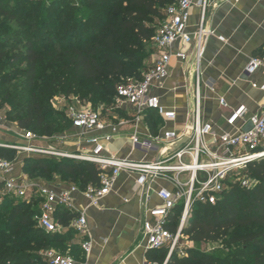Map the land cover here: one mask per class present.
<instances>
[{
  "label": "trees",
  "instance_id": "1",
  "mask_svg": "<svg viewBox=\"0 0 264 264\" xmlns=\"http://www.w3.org/2000/svg\"><path fill=\"white\" fill-rule=\"evenodd\" d=\"M177 1L81 0L72 11L55 16L57 0H0V110L20 129L43 136L72 128L66 111L51 105L60 93L77 94L81 104L112 105L111 112L127 117L115 106L117 86L125 79H143L165 9ZM58 21L61 27L52 29ZM42 38L45 43H39ZM144 120L153 136L161 132L163 119L157 112L146 111ZM10 153L0 147V157L17 161ZM22 162L23 173L31 179L50 183L59 176L81 188L100 185L101 170L92 162L46 157H25ZM247 174L259 180L256 188L230 184L216 204H195L182 230L197 244L229 242L240 249L231 256L193 249L181 255L175 250L166 264H264V158L252 163ZM40 210L38 198L2 199L0 264H48L43 251L66 254L75 248L68 226L76 214L59 207L56 218L68 231L49 233L38 225ZM181 214L179 206L170 216L167 228L173 233ZM255 228L260 230L251 231ZM240 230L245 233L239 234ZM168 252V248L149 250L147 259L163 264Z\"/></svg>",
  "mask_w": 264,
  "mask_h": 264
},
{
  "label": "built area",
  "instance_id": "2",
  "mask_svg": "<svg viewBox=\"0 0 264 264\" xmlns=\"http://www.w3.org/2000/svg\"><path fill=\"white\" fill-rule=\"evenodd\" d=\"M196 0H178L165 9V18L159 25L153 43L158 53L154 65L149 68L142 80H128L117 86V98L123 107H128L137 122L141 121L146 111L157 112L163 120H175L176 113L166 109L158 96L152 94L154 86L168 76L173 57L183 61L188 55L184 50H175V43L184 45L195 42L198 54L205 37L211 33L206 24V13L211 0L200 4V23L195 31L189 30L192 9ZM215 5V4H214ZM262 70L263 80L257 84L264 95V55L250 58L246 71L252 75ZM195 92L192 99L193 118L190 123L192 133L188 141L179 147L174 144L184 132L164 129L158 135H151L152 143L141 142L137 132L132 135L135 145L145 148L155 147L156 157L152 160H134L118 157L110 148L113 137L119 133V127L125 123H111L102 118L89 104H67L65 111L77 131L78 151L69 152L55 147H41L30 142L36 134L23 130V136L29 143L24 146L4 144L7 148H19L28 154L37 156L70 158L92 162L100 170V185H88L81 188L71 183L57 188L49 183H41L28 176L16 174V161L0 157V200L5 196L25 199H40V214L36 217L38 225L49 233H57L67 228L56 218L58 208H64L76 214L70 221L72 229L82 237L79 240L84 253L89 254L92 240L88 237L87 207L77 206L75 196L83 195L88 206H98L107 195L122 171L137 176L139 193L145 205L150 204L152 185L156 180H164L170 187H162L156 195L160 203L148 208L149 214L142 220L146 249L159 250L168 248V257L179 250L182 232L195 204H216L232 183H239L243 188L252 190L260 182L247 174L249 166L264 158V98L256 112L250 113L246 106L233 109L226 118V129L218 131L211 122L201 119L202 97L200 93L199 67H194ZM222 106H228L224 98ZM5 116L0 110V127ZM251 124L249 130H245ZM182 208L180 224L176 233L167 228L170 216L177 207ZM48 264H77L70 254H62L54 249L42 252ZM168 259V258H167ZM167 259L163 264L167 263ZM145 264H159L147 261Z\"/></svg>",
  "mask_w": 264,
  "mask_h": 264
},
{
  "label": "crops",
  "instance_id": "3",
  "mask_svg": "<svg viewBox=\"0 0 264 264\" xmlns=\"http://www.w3.org/2000/svg\"><path fill=\"white\" fill-rule=\"evenodd\" d=\"M196 1L190 18V31H195L200 23V4L203 0ZM206 24L211 33L205 37L199 54L195 42L189 45L181 41L175 43L173 48L184 50L188 58L183 61L173 57L168 76L151 91L160 98L166 109L176 113L175 120H163L160 131L169 129L186 133L190 129L196 63L199 67L202 97L201 119L213 123L218 131L227 128L225 120L233 109L246 106L253 113L263 101L264 95L257 86L263 80L262 70L250 75L246 66L251 57L264 55V0H211ZM152 48L153 54L147 61V70L154 65L158 53L154 43ZM221 98L226 100L228 106L220 104ZM76 105L80 106L77 102ZM123 110L127 112V117L117 115L116 120L104 118L111 123L125 121L111 141V150L120 158L154 159L157 155L155 147L135 145L132 140V135L137 132L141 142L152 143V134L144 117L137 122L128 107H123ZM1 127L7 128L5 125ZM71 130L73 140L69 142L70 147L59 150L78 151L77 131L73 128ZM16 174L27 176L23 173L22 160L16 161ZM34 180L48 183L40 178ZM136 180L135 174L122 171L98 206H88L83 195L75 196L78 207H87L88 237L92 240L91 252L86 254L79 243L82 237L73 232L72 244L75 248L72 250L74 253L70 254L77 260V264H145L148 261L142 220L149 215V206L160 203L156 192L162 187H170V184L156 180L152 185L151 202L145 205ZM49 184L63 188L71 183L56 180ZM179 253L185 255L186 251L179 249Z\"/></svg>",
  "mask_w": 264,
  "mask_h": 264
},
{
  "label": "rangeland",
  "instance_id": "4",
  "mask_svg": "<svg viewBox=\"0 0 264 264\" xmlns=\"http://www.w3.org/2000/svg\"><path fill=\"white\" fill-rule=\"evenodd\" d=\"M36 1V0H34ZM81 0H57V3L55 4L56 12L55 16L66 14V12L72 11L73 5H81ZM71 5V6H70ZM62 17V16H61ZM160 24V22H159ZM61 27V22L58 21L56 23V28L52 29H59ZM76 28H80L81 26H76ZM51 29V30H52ZM66 29V28H65ZM50 30V31H51ZM46 36V35H45ZM48 36V35H47ZM39 43H45L46 38H42ZM130 79H125V81H128ZM78 95L73 93L70 96H66L64 93L58 94L56 97H54L51 101V105L56 110H63L65 111V107L67 104L75 103ZM117 103V104H116ZM115 103L116 109L123 110V106L121 103L117 100ZM89 104V103H88ZM93 107H95L96 110L101 111L105 115V117L109 120L111 117L117 116V113L111 112L110 108L111 106H107L104 103L97 102L95 105L91 103ZM91 104H89L91 106ZM2 115L5 116V120L3 122V125L7 126L0 127V147H4V144L14 145L16 147L24 146L26 143H29L30 141H27L24 138L23 130L17 129L13 121L6 119V111L4 109H1ZM55 117H58L57 115ZM15 125V126H14ZM15 129V130H14ZM36 134V133H35ZM73 132L72 130H67L59 133H55L52 136H43L36 134L35 141H32L30 143L41 146V147H55L57 149H68L70 147V140H73ZM9 150L13 151V153H10L12 158L15 160H22L25 157H46V156H37L35 154H28L26 151H23L19 148H8ZM50 159H61V158H55V157H46ZM61 180L60 177H55L53 181ZM51 181V179L49 180ZM3 199V198H2ZM0 200V202L2 201ZM259 228L251 229V231H259ZM239 234L245 233L244 230L238 231ZM71 235L70 237H72ZM71 239V238H70ZM229 242H217V243H201L197 244L189 240L186 236H184L183 239L180 241V248L181 250H187V249H193L196 251H203L205 253H209L211 255H218V256H231L233 253L237 252L239 248L238 245L230 246ZM66 250V249H65ZM66 254H73L74 251L66 250L64 251Z\"/></svg>",
  "mask_w": 264,
  "mask_h": 264
},
{
  "label": "water",
  "instance_id": "5",
  "mask_svg": "<svg viewBox=\"0 0 264 264\" xmlns=\"http://www.w3.org/2000/svg\"><path fill=\"white\" fill-rule=\"evenodd\" d=\"M251 127H252V125L249 124V125H247V127L245 128V130H249ZM191 133H192V129L190 128V129H188V131L185 133V135H184L180 140H178V141L174 144V146H175V147H179L180 145L186 143V142L188 141V139H189ZM170 256H171V254H170ZM170 256L168 257L167 262H168Z\"/></svg>",
  "mask_w": 264,
  "mask_h": 264
}]
</instances>
